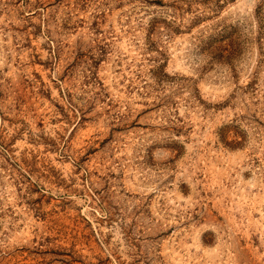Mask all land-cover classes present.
I'll use <instances>...</instances> for the list:
<instances>
[{
  "label": "rangeland",
  "instance_id": "obj_1",
  "mask_svg": "<svg viewBox=\"0 0 264 264\" xmlns=\"http://www.w3.org/2000/svg\"><path fill=\"white\" fill-rule=\"evenodd\" d=\"M0 264H264V0H0Z\"/></svg>",
  "mask_w": 264,
  "mask_h": 264
}]
</instances>
